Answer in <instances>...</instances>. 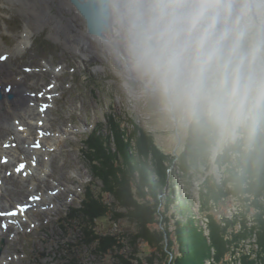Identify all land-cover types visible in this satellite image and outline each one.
<instances>
[{
	"label": "rangeland",
	"instance_id": "374dc122",
	"mask_svg": "<svg viewBox=\"0 0 264 264\" xmlns=\"http://www.w3.org/2000/svg\"><path fill=\"white\" fill-rule=\"evenodd\" d=\"M34 4V0H0V47L4 45L11 51L15 50L23 38L26 26L31 28L27 49L13 53L11 64L7 65L11 73L23 81V87L29 93L33 92L40 102H50L51 97L54 100L48 114L51 136H48L45 143L47 147L53 148L49 151L50 168L39 180L36 192H45L51 199L33 206L29 212L30 218H24L21 227L15 223L6 225L1 214L16 208L18 204L28 202L35 192L30 191L31 181L23 183L13 176L5 179L8 189L3 190L4 192L0 190V264H117V254L121 253L132 264H172L174 253L179 250L175 246V251H167L168 234L165 232L164 246L161 249L157 241L141 237L138 221L130 220L127 216L117 221L110 216L99 218L94 225L98 233L119 236L121 247L116 246L114 250L99 254L95 251L96 243L86 244L83 239L86 238L83 230L86 221L82 217H74L78 214L74 207L82 201L87 186L92 185L98 193L100 184L91 177V168L82 152L83 139L96 123L107 122L109 112H114L116 119L129 132L134 124L150 131L162 153L171 158L172 162L167 171L174 176L170 186L164 188L163 194L176 199L169 203L170 206L167 203L157 206L158 222L153 223L155 227L151 225V230H156V227L163 229L169 224L170 230L174 231L176 220L182 218L176 213L175 204L180 197L183 199L187 195L193 201V213L186 214L185 217L192 216L195 227L201 226L205 230L204 235L208 236L209 218L201 214L199 202V190L204 180L202 173L206 169L203 164L193 166L189 172L192 176L187 177L178 162L185 154L194 120L182 108L167 103L160 92L134 67L127 53L123 34L113 33V43H106L98 51L94 50L84 56L67 44L73 41L74 30L70 33L69 30L61 31L59 38L54 37L59 29L57 20L62 18L66 24L74 12L65 9L62 15L59 13L58 3L50 2L55 20L47 23L37 17L38 13L31 12L32 6L33 10L40 12ZM76 23L88 33L81 16ZM252 23V32L259 28L260 37L264 38V24L260 19L254 17ZM250 37L251 33L242 44L243 51L248 50ZM255 66H264V49L258 53ZM47 89L53 93L51 97L45 94ZM242 124L227 131L219 130V139L209 146V168L206 174H214L217 179L222 176L216 164L218 147L221 150L222 144L228 139L237 140L241 136L239 127ZM2 131L0 129V134ZM54 132H60L57 140ZM32 138L34 141L35 136ZM219 141L222 143L218 146ZM5 170L9 171L10 168L3 170L4 175ZM130 188L134 198L142 201L134 183ZM103 196L111 202L109 195ZM161 196L159 194V198ZM114 207L118 211L125 210L118 202H114ZM216 207L215 214L224 226L244 210L242 201L235 198L225 199ZM69 213L73 214L72 218L68 217ZM162 214L167 215L165 219ZM238 227L240 228V221L228 232L238 231ZM228 237L225 246L227 250L216 264H249L245 254L250 260L257 258L253 251L257 247L256 235L246 240ZM212 252L214 253L213 249ZM209 263L206 260L204 262Z\"/></svg>",
	"mask_w": 264,
	"mask_h": 264
},
{
	"label": "trees",
	"instance_id": "16d2710c",
	"mask_svg": "<svg viewBox=\"0 0 264 264\" xmlns=\"http://www.w3.org/2000/svg\"><path fill=\"white\" fill-rule=\"evenodd\" d=\"M116 117L114 112H109L107 122L96 123L83 139L82 152L91 168V177L100 184L98 193L92 185L87 186L82 201L74 207L78 212L74 217L86 221V227L83 226L86 244L96 243L95 251L99 254L121 247L119 236L98 233L94 225L99 218L110 216L117 221L127 216L138 221L141 237L157 241L161 249L165 232L168 234L167 251H175V246L179 250L175 251L172 264H204L205 260L216 264L227 250L226 237L229 235L228 238L244 240L256 235L257 247L253 251L257 258L250 260L246 254L244 257L248 258L249 264H264V123L255 126L242 124L239 127L241 136L222 144L216 158L222 176L217 179L214 174H206V170L209 168V146L219 139V130L204 120L192 122L185 154L178 162L187 177L192 176L189 172L193 166L203 164L206 169L199 190L200 212L209 218V235L205 236L201 226L195 227L192 216L185 217L193 213V201L187 195L183 199L180 197L175 204L176 213L182 218L176 220L174 231L170 230L169 224L165 228L159 227L163 229L151 230L155 227L153 223L158 222L157 206L166 203L170 206L169 203L176 201L175 197L163 194L174 176L167 171L171 158L162 153L150 131L134 124L129 132ZM131 181L142 201L132 195ZM104 194L112 198L111 202L105 200ZM159 194H162L160 198ZM229 198L240 200L244 205L242 213L236 214L235 222L230 220L232 226L240 221L238 231L228 232L231 223L224 226L215 214L218 203ZM114 202L125 210H116ZM164 214L165 219L167 215ZM72 216L68 214L69 218ZM117 257V264H132L122 253Z\"/></svg>",
	"mask_w": 264,
	"mask_h": 264
},
{
	"label": "clouds",
	"instance_id": "9594fccd",
	"mask_svg": "<svg viewBox=\"0 0 264 264\" xmlns=\"http://www.w3.org/2000/svg\"><path fill=\"white\" fill-rule=\"evenodd\" d=\"M106 14L167 103L221 131L264 123V66H255L264 38L252 32L264 8L250 0H107Z\"/></svg>",
	"mask_w": 264,
	"mask_h": 264
},
{
	"label": "bare ground",
	"instance_id": "6f19581e",
	"mask_svg": "<svg viewBox=\"0 0 264 264\" xmlns=\"http://www.w3.org/2000/svg\"><path fill=\"white\" fill-rule=\"evenodd\" d=\"M50 2H53V4L58 3L59 13L62 15L65 9L72 13L74 12L73 16L68 18L66 24L62 18L57 20L59 29L54 37L59 38L61 31L69 30L70 33L71 30H74L72 31L73 41L67 44L84 56L94 52V50L98 51L99 47L106 43H113L111 39L113 33L116 35L117 33L123 34V31L112 19V24L108 32H105L102 36L89 35L76 23V20L80 19V14L72 7L69 0H34V6L38 7L40 12L33 10V6L30 10L34 14L38 13L36 15L40 20L49 23L55 20L51 12ZM250 2L255 7L264 8V4H261L260 0H250ZM30 35L31 28L27 25L23 33V38L17 44L15 50L11 51L4 45L0 47V91L3 93V98H0V129L3 130L0 134V179L2 180L0 190L7 191L8 187L5 179L8 176H13L23 183L31 181L32 188L30 191L35 192L32 193L34 195V198H32V206L36 207L41 201L51 199L45 192H36L38 191L37 185L39 180L43 175L47 174L50 168L49 151L53 148L47 147L45 143L48 136H51L49 132L48 114L54 104V100L51 97L50 102H40L33 92H30V94L29 90L23 87V81L19 77L14 76L7 65L11 64L10 59L13 53H20L27 49ZM9 86L11 88L10 91L7 90ZM10 94L13 95L12 98H9ZM45 94L52 95L53 93L47 89ZM58 134H54L57 136L56 140L58 139ZM32 136H35L34 141H32ZM35 144H39L41 147L36 148L34 146ZM5 157H7V161L4 163L3 158ZM5 168H10V170H5L4 175L3 170ZM36 194L42 196L41 201L35 198ZM11 211V215L5 212V223L8 222L9 224L12 220L20 222V219H24L20 214L17 216L13 214V210ZM26 217L30 218V215L27 214ZM21 226L22 224H19V227Z\"/></svg>",
	"mask_w": 264,
	"mask_h": 264
},
{
	"label": "water",
	"instance_id": "95a60500",
	"mask_svg": "<svg viewBox=\"0 0 264 264\" xmlns=\"http://www.w3.org/2000/svg\"><path fill=\"white\" fill-rule=\"evenodd\" d=\"M69 2L84 20L89 34L102 36L108 32L112 18L106 14L107 0H69ZM12 96V94L9 95L10 98ZM0 98H3L1 91ZM217 144L221 145V141Z\"/></svg>",
	"mask_w": 264,
	"mask_h": 264
},
{
	"label": "snow or ice",
	"instance_id": "6c2138e0",
	"mask_svg": "<svg viewBox=\"0 0 264 264\" xmlns=\"http://www.w3.org/2000/svg\"><path fill=\"white\" fill-rule=\"evenodd\" d=\"M26 70H29V69H26ZM7 90H9V91L11 90L10 86L8 87V89H7Z\"/></svg>",
	"mask_w": 264,
	"mask_h": 264
}]
</instances>
